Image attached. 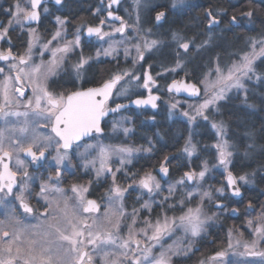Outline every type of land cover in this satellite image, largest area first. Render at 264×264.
Listing matches in <instances>:
<instances>
[{"label":"snow or ice","instance_id":"obj_1","mask_svg":"<svg viewBox=\"0 0 264 264\" xmlns=\"http://www.w3.org/2000/svg\"><path fill=\"white\" fill-rule=\"evenodd\" d=\"M119 0H109L108 8L117 4ZM139 4V0H136ZM182 0H173V6ZM56 4H60L61 0H55ZM42 0H30V8L22 7L20 0H16L15 4L6 9L8 13L7 25L0 26V40H3L13 25H20L30 22H38L40 14L38 8L41 6ZM45 12L48 10L45 8ZM164 12H158L156 20L160 21L164 17ZM219 12L213 13L208 11L205 13L207 18V29L209 32L220 23L218 16ZM248 17L252 16L251 12L244 13ZM108 18L111 20H119L120 26L112 29L111 32L102 30L106 19H101L98 26L87 27V36H95L99 40H104L106 37L111 40L115 33L121 35L125 32V22L119 16L113 15L111 10L108 11ZM58 25L62 26L66 23L60 17L56 18ZM236 22V17H232V23ZM83 26L78 27L72 41H67L62 46L51 48L53 42H57L62 38V31L58 30L53 34L50 40L42 46L41 56L44 51H51L52 58L47 63L33 62V47L34 41L39 37L35 35V29H30V39L25 54L13 55L11 48L7 52L0 51V61L7 63V73L4 66H0V75L3 80H0V95L3 101L0 103V119L4 121V127H0V201L5 196L15 194L16 200L19 201V207L24 213H33L34 209L26 202L25 193L28 191L29 176L27 167L28 164L39 165L41 161L48 159V153L54 148L55 155L52 159L55 161L56 169L55 176L49 175L47 181L40 186L38 197L43 198L48 207L44 213H41L45 219L51 218V223L40 232L29 233L27 229L17 228L12 224L14 217H9V222L0 221V264H96V259L99 258L101 264H171V255L179 254L180 251L187 253L191 249H179L173 252V245L164 247L166 238H171L177 231H182L185 236L197 237L204 230L207 221L211 220L212 216L204 214V200L212 199V193L204 191L200 194V202L195 208L188 207L185 210V204L190 202L197 193L187 191L182 194L180 199L175 203L169 204V200L173 199L181 186L187 187L189 182H197L203 180L207 171V162H204L203 169L200 172H185L184 175L177 181L168 186V194L163 197L160 202L162 208L161 215L157 216L155 221L145 218L143 227L137 228L140 219L141 210L151 212L153 201L150 199L145 201L139 209L133 208L131 213L124 209V197L128 188L138 186L149 197L154 194H159L162 185L151 172L144 173L138 180L135 174L128 177L132 180V184L128 188H124L117 183V173L123 166L130 162V157L136 151H150L151 149H134L123 145L103 144L100 138L104 134L101 126L102 121L110 114L120 113L121 110H126L130 105L136 107L151 105L153 109L157 107V96L149 94L146 99L130 100L129 104H115V107H109L110 99L115 95L117 97L127 96L128 89H118L125 78L129 81L140 80L139 76H135L128 70H122L113 74L98 88H89L86 91H75L70 94H57L49 91L47 87L48 79L55 73L63 62L67 59V55L74 51L75 48L81 47V31ZM173 39L177 40L178 48L185 52L189 50L191 41L181 42L182 37L173 34ZM211 36L204 44L209 43ZM124 41H112L107 48L97 49L96 57L101 55L105 57L116 58L118 55L117 44H123ZM156 40H145L143 47L137 43L134 45L139 59H144V52L151 50L157 45ZM250 46L252 52L244 53L240 56L239 61L234 62L227 68L225 73L219 65L216 68L217 80L215 82L205 83V96L203 103L195 106V115H190L189 112H184L183 115L192 121L196 116H202L204 120H209L206 110L214 107L219 100L225 98V93L232 88L241 89L244 87L243 80L250 78V73L254 72L252 67L253 61L256 58V48L260 47L259 55L264 56V35L259 39L253 38ZM130 51L127 47L124 49V55L127 58ZM179 55V52H177ZM92 57L84 58L81 56L79 61L73 65V69L80 76L81 70L91 60ZM135 63V60H134ZM181 67V62L177 60L176 66L166 71H176ZM15 73V76L12 75ZM157 75H160L159 73ZM260 77L257 76V79ZM13 81L16 85L27 82L26 86L32 88L33 96L23 105L25 111H12L11 106L18 99L12 94ZM155 86L153 77L146 71L143 76V84L140 87L147 89L151 93V88ZM116 90V91H114ZM168 91L179 93L187 92L190 96H199V89L186 82L172 81L168 85ZM16 92L20 96L25 93L22 88L17 87ZM178 103V102H177ZM177 103L171 105L173 109L177 107ZM194 106L190 105V108ZM16 117V121L10 118ZM23 117L21 120L20 118ZM127 117H122L121 120H114L112 130L115 132L121 125L122 121L127 120ZM39 124L42 128H50L48 134H36L34 125ZM11 125V126H9ZM212 128L216 130L217 143L213 145L217 149L218 165L224 166L227 172V185L232 189L235 196H240V188L236 185L238 181L248 183L247 174L240 177H234L231 171H228V164L233 155L230 148L232 147L228 140L225 139V128L223 122L212 123ZM129 128H123L125 135L129 133ZM85 138H95L96 143L83 144ZM83 146L84 151L78 153L83 159L82 167L87 170H94L96 177L110 174L112 183L106 192V204L103 214H101V204L95 200L86 199L84 193L88 192V187L81 185H72L71 192L75 194L76 203L70 205L68 199H64L63 208L60 207V202L56 201V208L53 209L52 202L48 200V194L51 192L64 194V189L58 185L63 171L66 168L61 166L68 159L69 150L74 147L79 149ZM195 146L191 145V140L186 143L184 152L189 157L192 156ZM95 153L92 159L88 156ZM23 154V158L21 157ZM120 158V167L113 171L110 166L113 157ZM30 157V160L27 158ZM165 161L168 157L164 158ZM13 160L15 161V170H13ZM27 160V163H26ZM99 163V167H97ZM50 167L52 165H49ZM159 172L162 178L168 175V168L164 163L161 164ZM23 178L22 183H18L17 176ZM91 183V182H90ZM19 188V192L14 190ZM223 195V188L216 189ZM139 199V197H138ZM168 204V209H175L179 204L181 214L179 216H168V209L163 206ZM221 207V205H217ZM252 205L249 204V208ZM15 211V209H14ZM235 211V210H234ZM91 217V222H89ZM131 217V222L127 224V234L122 235V225L125 220ZM16 224L19 221L15 222ZM254 233L260 239H264V206L257 217ZM254 222L248 221L249 227H252ZM11 228L12 230H9ZM228 248L216 252L207 261H201V264H232L230 260H226L229 255V250L234 248L231 242V230L229 231ZM237 245L241 242L237 241ZM258 241L253 240L251 244L244 242L243 253L233 255H248L259 256L264 258V252L254 251ZM159 247L161 250L158 254L155 249ZM261 264H264L262 260Z\"/></svg>","mask_w":264,"mask_h":264},{"label":"flooded vegetation","instance_id":"obj_2","mask_svg":"<svg viewBox=\"0 0 264 264\" xmlns=\"http://www.w3.org/2000/svg\"><path fill=\"white\" fill-rule=\"evenodd\" d=\"M245 0H182L173 6V0H140L137 4L138 19L140 24L148 29L151 33L156 32L162 41L161 48L165 45V52L162 53L163 56L171 55L174 56V53L182 52L183 49L178 48L177 40L173 39V34H176L179 37H182L181 42L191 41L189 50L186 55L189 57L188 61L185 64L186 70L189 71L188 77H179L175 76L171 79H162L155 78L154 74L160 67L156 64L159 61V58L149 57L147 60L144 56V59H139V63L135 65L134 68H131L130 60L123 59L120 52L117 55V58H108L98 59L94 58L96 48V40L98 39L95 36L89 37L84 34V31L87 27L98 26L101 19H106L105 25L102 26V30L109 32L112 27L109 25L120 26V21L115 22L108 18V11L111 10L113 13H116L121 19L125 22V31L126 24L131 26L132 18L134 17L133 12L130 9L133 7V4H136V0H119L117 4L112 5L111 9L108 8L109 0H94L93 4L89 8L83 6V0H61L60 4L55 2L45 1L38 8L40 14V19L38 22L26 25L24 24L23 28H18L13 26L8 35L0 40V51L7 52L9 48L13 55L25 54L28 42L30 39L29 33L26 31L27 28L36 27L38 29L41 40L44 42L51 38L53 31L56 28V18L60 17L64 19L66 23H76L77 20L81 19L85 22V26L81 31V47L74 49L67 56H74L72 61L67 59V63L62 64L58 69L55 70V73L51 75L47 82V87L49 91L65 95L70 94L75 91H86L89 88H96L108 80L114 73L117 68L118 71L128 70L132 71L135 76H139L140 80L137 83L136 81H131L129 87L131 88L129 94L124 98L116 99L115 95L109 101V107L115 106L117 103H126L133 99H146L149 94L157 96L156 101L157 107L153 109L151 105L141 106V107H128L126 110H121L120 113L110 114L107 116L104 121H102V128L104 134L100 139L107 138V144H113L116 141L115 138L111 137V119L118 114H126L132 117L131 126L132 134L127 135V139H124V143L130 142L133 145H137L139 149H151L150 151H140L130 162L126 163L122 170L117 173V183L124 187L128 188L129 184H132V180L128 177H131L132 174H135L136 179L138 180L146 172H151L156 179L162 185L163 191L159 194H154L152 197L140 189L138 186H133L128 188V191L125 193L124 197V209L126 212L131 213L133 208L139 209L140 206L148 200H152V210L149 212L144 209L141 210L140 219L137 224V228L143 227V221L145 218H149L153 221L157 216L161 215L162 208L160 202L165 195L168 194L169 184L174 183L179 180L185 172L196 170L194 164V157L191 159L190 164L188 161H184L181 157L180 152L182 151V146L184 145L185 139L189 134L188 128L183 133V144L180 148L176 144L178 142V131L172 130L170 134L171 139L164 138L161 131L158 129L153 130H144L142 128H136V123L141 122H151L153 123L156 118L159 116H166L164 109V103L167 96L174 95L166 90V86L169 82L173 80L185 79L186 81H192L198 84V81L195 82L193 77L197 74L198 80L201 74L211 66V64L216 61L217 63H224L227 60H232L236 56V53L240 51L238 40L241 39L244 25H243V2ZM16 0H2L0 3V26L7 25L8 23V13L5 11L10 8ZM30 8V5H29ZM48 11L45 12L44 9ZM82 9H84L82 11ZM212 11L214 14L219 12L220 15L218 19L220 23L217 27L213 28L211 32L207 29V18L205 13ZM158 12H164V17L160 21L156 20V15ZM236 17V22L232 23V17ZM77 28V27H73ZM120 34V33H119ZM209 43L204 44L205 40L209 39ZM233 42L226 44L227 39H232ZM174 44V47L172 46ZM169 43V44H167ZM98 47V46H97ZM160 48V49H161ZM226 50L228 54L222 55L220 58V51ZM42 48L33 49V62L40 63L41 58L45 59L43 62L47 63L51 60V51H44L43 56H41ZM160 51V50H159ZM159 51L156 54H159ZM212 51L214 52L213 57H211ZM81 55L84 58L92 57L84 68L81 70L80 76L77 77L76 72L73 69L75 62L79 61ZM231 55V56H230ZM224 59V60H223ZM121 61L123 64H116L117 61ZM105 66L106 71L99 75V66ZM0 66H4L7 73V63L5 61H0ZM148 72L155 81V86L151 88V93L147 89L140 87L143 84V76L145 72ZM15 76V73H12ZM192 77V79L190 78ZM0 80H3V76L0 75ZM129 78L126 77L125 83ZM27 82H23L20 85H16L13 81L12 94L16 97L19 103L14 100L11 110L12 111H25L23 105L28 101L30 97L33 96L32 88L26 86ZM199 85V84H198ZM119 86V85H118ZM200 86V85H199ZM20 87L24 91V95L20 96L19 92H16V88ZM116 91V90H114ZM175 97H179L174 95ZM186 99L183 97H179ZM189 100V99H186ZM3 98L0 95V103H2ZM12 121H16V117L10 118ZM21 120L23 117L20 118ZM226 126L227 124L224 118L219 117ZM3 119H0V127H4ZM11 126V125H9ZM35 127V125H34ZM39 128H42L39 126ZM44 133L48 134L50 128H42ZM165 142V151H161L162 143ZM193 140V134H192ZM95 138H85L83 144L96 143ZM174 143V144H172ZM163 149V150H164ZM84 151L83 146L79 149L73 148L69 150L68 159L64 161L62 168H66L63 171L59 187L64 189V194L51 192L48 194V200L52 202L53 209L56 208V201L60 202V207L63 208L64 199H68L70 205L76 203L75 194L71 192L72 185H81L88 187V192L84 193L86 199L95 200L97 203L101 204V214H103L104 207L106 204V192L112 183V177L108 174L101 176L100 178L96 177L94 170L91 168L85 170L83 165V159L78 155ZM164 154V155H163ZM48 159L41 161L39 165L28 164L27 170L31 179L28 180V191L25 193L26 202L30 207L34 209L33 213H24L23 210L19 207V201L16 200L15 194L12 196H5L2 201H0V221L5 223L9 222V217L12 216L15 219L12 221V224L17 228L27 229L29 233L40 232L47 227V224L51 223V218L45 219L41 213L45 212V209L48 207L47 202L38 197L40 192V186L42 183L47 181L49 175L55 176V161L52 157L55 155V149L53 148L48 154ZM95 156V153H92L88 156V159H92ZM23 158V154H21ZM165 157H168V160L165 161ZM30 160V157L27 158ZM26 160V163H27ZM164 163L168 168V175L162 178V175L159 172L161 164ZM232 163V162H231ZM230 163V166H231ZM49 165H52L51 167ZM13 170H15V161L12 163ZM110 166L114 168L120 167L119 160H114V157L111 160ZM229 166L228 171L235 176L234 172ZM99 167V163H97ZM125 173L128 174V177L125 176ZM222 174L215 176L214 183H222L224 187V194L213 199V201L208 202L207 204V214L213 218L210 220V224L207 227L206 233H203L196 240H184L181 241L182 236L177 231L171 238H166L164 242V247L167 248L169 245H173V252H177L179 249H191L190 251L185 252L180 251L179 254L171 255V264H201V261H207L209 257H212L218 251L226 249V230H227V215L234 216L237 214L236 207H227V196L229 195L227 185L225 182L226 177ZM218 180V181H217ZM18 183L23 182L21 176H17ZM91 182V183H90ZM193 182L188 183V186ZM238 186L240 187L239 183ZM241 189V187H240ZM15 193L19 192V188L14 190ZM228 192V193H227ZM139 197V199H138ZM231 197V196H230ZM233 198V197H232ZM180 199L179 190L177 191L175 197L169 200V204L175 203ZM222 205V207H215V205ZM164 209H168V204L163 206ZM15 209V211H14ZM235 210V211H234ZM252 211V209H251ZM260 211L257 213V216L260 215ZM181 214V209L179 204H177L175 209H168V216H179ZM19 221L18 224L15 222ZM89 222H91V217H89ZM131 222V217L128 220H125L122 225V235L128 231L127 224ZM231 227H235L232 223ZM243 229V228H242ZM9 230H12L9 228ZM161 249L157 247L155 253L158 254ZM239 256L226 257V260H230L232 264H252L251 262L244 261L242 258L237 259ZM250 257L256 258L259 256H248L245 255L244 258L249 259ZM96 264H101L99 258L96 259Z\"/></svg>","mask_w":264,"mask_h":264},{"label":"rangeland","instance_id":"obj_3","mask_svg":"<svg viewBox=\"0 0 264 264\" xmlns=\"http://www.w3.org/2000/svg\"><path fill=\"white\" fill-rule=\"evenodd\" d=\"M1 2H2V0H0V3ZM20 3H21L22 7H25V6L29 7L30 0H20ZM14 4H15V2L13 3V5ZM137 10H138L137 3L133 4V7L130 9V11L133 12L134 17L132 18L131 26L126 24V31L124 32L123 35H121L119 33H115L112 36L111 40H109L107 37L104 40H99V39L96 40V43H97L96 44V48L97 49H101V50L103 48H107L109 43H111L112 41L123 40L124 41L123 44H117L118 54L120 52L119 55H121V57L124 60L125 59L130 60V63L133 64V65H131V68H134L135 65L137 63H139V57L137 56V53H136V50H135V47H134L135 44L139 43L143 47L145 40H147L149 42L152 41V40H156L158 42L157 45L155 47H153L151 50H148V51L144 52V56H145V58L147 60L149 59V57L156 58L158 56V54H156V53L160 50V48L162 46V41L160 40V38L156 34V32H152L151 33L148 29H146L144 26H142L140 24V21L138 19ZM62 20H64V19H62ZM70 23H65L62 26V28H61L60 25L57 24V22L55 23L56 24V28L53 31L51 37L53 36V34L59 28L62 31V38L59 41H57V42H53V44L50 46L51 48H55L57 46H62L67 41H72L74 39V36H75L77 28L81 27V26H83V27L85 26V22L83 20H81V19L77 20L76 23H72V24H70ZM13 26H17L19 29L24 27V26L21 27L20 25H15V24ZM73 27H77V28H73ZM109 27H112L110 29V31H109V32H111L113 28L119 27V26L109 25ZM30 29H35L36 30L35 31V35L39 37L38 40L34 41L33 49L42 48V46L45 43H47L48 40H46L44 42L41 40L39 31H38V29H36V27L27 28L26 31L29 33ZM253 38H255V37H253ZM259 38H261V37H256L255 39H259ZM252 39H249L245 43L246 45L244 46V48L236 53V56H235L234 59L232 58V60L231 59L227 60L224 63H217L216 61H214L211 64V66L208 67L203 72V74H201V76L199 77V80H198V84L200 85V88H201V95H200V97L198 99H196V100H186V99H182V98H179V97H175L174 95L167 96V98L165 99V103H164L165 107H164V109H165V113L167 114L168 119L169 120L179 119L180 121H182L186 125V127L189 130V134H188L187 138L185 139L184 145L182 146V151L180 152L181 157H182V159L184 161H188V164H190L191 159L193 157L195 158L197 156V154H198V148H197V145L195 144L194 140H192V134H193V139H194V136L197 133V126L199 125V123L204 122L210 128V131H211V133L213 134V137H214V140L212 141V143H210V147L212 148L211 157L210 158L206 157L205 159L200 160L199 163H198L199 168L193 171V172H197V173L200 172L203 169L204 162L206 161L207 162L208 171H207L204 179L200 180V181H197V182H193L189 186L187 184V187L181 186V188L179 189V196L180 197H181L182 194H186L187 191H193L194 193H197L190 202H187L185 204V206H184L185 210L188 207L195 208L197 206V204L200 202V194H202L204 191H209V192L212 193V199L208 200L207 198H205L203 210H204V214L206 216H210V215L207 214V211H206L208 202L213 201V199H216L217 197L221 196V194L219 192H217L216 189L223 188V190H224V187H223L222 183H214L215 182L214 181L215 180L214 179L215 176H219V174L221 172H222V174L225 175V169H224V166L218 165L217 149L215 147H213V145H215L217 143L218 137H217V134H216V130L212 128V123L213 122H216V123L223 122L218 117V111H219V106H220L221 102H223L224 100H226L227 98H229L231 96H234L236 93H244L247 90L246 87L248 86L249 82L257 81V76H259V72L256 70V66L255 65L260 59H264V56L259 55L260 47L257 46V48H256L257 55H256V58L253 61V65H252V67L254 69V72L249 74L250 78H245L243 80L244 87L241 88V89L232 88L231 90L227 91L225 93V98L224 99L219 100L214 107H210L208 110H206V114L209 116V120L206 121V120L203 119L202 116H196V118L194 120L189 121L188 117L184 116L183 113L184 112H189L190 115H195V106H198L199 104L203 103L204 99L206 98V96H205V83H202V81L207 80V82H209V83L215 82L217 80L216 68H217L218 65L226 73L227 68L230 67L234 62L239 61L241 55H243L244 53L252 52V48L250 46V43H251ZM172 46L174 47V44ZM125 47H127L129 49V51H130V54H129V56L127 58L124 55ZM78 48H80V47H78ZM75 49H77V48H75ZM174 49H175V47H174ZM96 52H97V50H96ZM96 52H95L94 58H97L96 57ZM174 54H175L174 56H171V55L168 56L171 59V63L164 64V65H157L160 68L155 73H153L155 78H159V80L162 79L163 81H165L166 79H171V78H174L175 76H178V75H179V77H184V78H185V76L188 77L189 71L186 70L185 64L188 61L189 57L186 55L185 51H182V52L179 51V55H177V53H174ZM81 56H83V55H81ZM51 58H52V56H51ZM68 58H69L70 61H72L74 56H69V57L67 56V59ZM108 58H112V57L109 56ZM67 59L63 62V64L67 63V61H68ZM98 59H105V56L101 55ZM41 60L44 61L45 59L41 58ZM134 60H135V63H134ZM177 60H179L181 62V67L177 68L176 71H174V72L173 71H166V69L174 68L176 66ZM75 63H77V61ZM121 64H123V63L121 62ZM129 72L133 73V70L132 71L130 70ZM158 73L160 75H157ZM129 83H130V81L127 80L125 83L120 84L118 86V89L119 90H123L124 88H127L128 89V94H129V92L131 90V88L129 87V85H130ZM124 97H126V96H120V97L115 96L116 99L124 98ZM174 103H177V107L175 109H173L171 107V105L174 104ZM190 105H192L194 107L190 108ZM122 117H127L128 119L125 120V121H122V123L118 127L117 131L114 132L113 130H111V137L113 136L115 138V140H116L114 142V145H123V146H127V147H132L134 149H139L137 145H133L131 142H130V144L128 142L124 143V141H123L124 139H127V135L130 134L132 132V130H133L132 126H131L132 117H130L129 115H126L124 113L118 114V115L114 116L111 119V127H112V123H113L114 120L119 121V120H121ZM123 128H129L130 129V131H129V133L127 135H125V133L123 132ZM224 128H225V137L224 138L228 140L227 129H226L225 124H224ZM35 129H36V134H43L44 133L43 129L38 127V124L35 125ZM106 139L107 138L104 137V139H100L99 142H101L103 144H107L108 142L104 141ZM189 139L191 140V145L195 146V150H194V152H193L191 157H189L187 155V153L184 152L185 145L189 141ZM228 142L232 146L230 148V150L233 153V155L230 158V162H229V164L227 166L228 169H229L230 163L232 162L234 154H235V150H234V147H233L232 143H230L229 140H228ZM139 152L140 151L133 152L129 159L132 160ZM114 160L115 161L119 160V162H120V158L119 157H115L114 156ZM115 169L116 168H114L113 171H115ZM105 175H108V174L106 173ZM236 177L238 178L240 176H236ZM248 181H249L248 183H244L243 181H238V183H239L240 186H242V185H250L252 182H251L249 177H248ZM224 192H223V194H224ZM247 210L250 212V208L249 207L247 208ZM237 212H238V210H237ZM257 217L258 216L256 214L255 217L251 216V217H249V218H247L245 220V223H244V227L246 229L245 231H243L239 227L235 228L233 226L232 227L231 226H227V230H226V236H227L226 249L228 248V243H229V239H230V237H229V231L230 230H231V242H232V244L234 246V248L232 250H229V255H228L229 257L239 256L237 258L238 260H239V258H242L244 261L251 262L252 264H261L262 260H264V258H262V257H256V258L250 257L249 259H247V258H244L245 255H233L232 254L233 251H235L236 253H243L245 251V249L243 247L244 242H247V243L251 244V242L253 240H257L258 241L254 251L264 252V239L258 238V236L254 233V229H255V226H256L255 222L257 220ZM249 220H252L254 222L252 227H249V225H248V221ZM209 224H210V220L206 222V224L204 226V230L201 232V234L199 236H197V237H194V238L191 237L190 235L185 236L182 231H178L180 233V235L182 236L181 241L198 239L203 233H206V230H207V227L209 226ZM125 234H127V232ZM237 241H240L241 243L239 245H237V243H236Z\"/></svg>","mask_w":264,"mask_h":264},{"label":"trees","instance_id":"obj_4","mask_svg":"<svg viewBox=\"0 0 264 264\" xmlns=\"http://www.w3.org/2000/svg\"><path fill=\"white\" fill-rule=\"evenodd\" d=\"M93 2L94 0H83V6L89 8ZM242 10L243 14L251 12L252 16L243 15L245 29L241 39L238 40L240 50L244 48L249 39L264 35V0H245ZM232 40L233 38L227 39L226 44L229 46L233 42ZM164 47L165 45L160 49L157 56L159 61L156 64L158 65L171 63V59L168 57L169 54L162 55L167 50H164ZM219 54L221 58L222 55L228 54V52L222 49ZM213 55L214 52L212 51L211 57ZM116 64H121V61L118 60ZM255 66L260 78L255 82H249L244 93H236L221 102L218 111V117H222L226 121L228 140L235 150L230 168L235 176L247 174L252 182L251 186H240L242 190L240 199L227 196V207L238 209L236 215H227V226L233 223L235 228H243V231L246 230L244 227L245 220L251 216L255 217L259 211H262V206H264V59H260ZM105 67L106 65L102 66V64L99 66V75L106 71ZM117 72L120 71L116 68L114 73ZM197 74L193 77L195 82L198 81ZM190 78L192 79V77ZM136 128L148 131L158 129L164 138L167 136L169 139H171L172 130H177L179 134L176 143L178 148L183 144L182 134H185L187 129L186 125L179 119L169 120L164 115L156 118L153 123L147 121L136 123ZM193 140L198 148V154L194 158L195 167L198 169L200 160L211 157L212 148L210 143H212L214 137L210 128L204 122H201L197 126V133ZM165 142V140L158 142L162 143L160 148L162 152L165 151ZM249 204L252 205L250 212L247 210Z\"/></svg>","mask_w":264,"mask_h":264},{"label":"water","instance_id":"obj_5","mask_svg":"<svg viewBox=\"0 0 264 264\" xmlns=\"http://www.w3.org/2000/svg\"><path fill=\"white\" fill-rule=\"evenodd\" d=\"M45 1L55 2V0H42V3L45 2ZM113 15L118 16L116 13H113ZM109 19H110V18H109ZM110 20H111V19H110ZM112 21L119 22V20H112ZM33 23H36V22L34 21V22L26 23V25L33 24ZM84 34L87 35V28L85 29ZM175 81H177V82H186V83H188V84H193V85H195V86L199 89L200 94H199V96H190V95H189L187 92H185V91H181V92H179V93H177V92H175V91L171 92V93H173L174 95L179 96V97H183V98H186V99H189V100H196V99H198V98L200 97V95H201V88H200V86H199L198 84H196V83H194V82H192V81H186L185 79H180V80H177V79H176ZM171 83H172V81L169 82L168 85L171 84ZM101 85H102V84H101ZM101 85H100V86H101ZM168 85L166 86V90H167V91H168ZM100 86H98V87H100ZM98 87H96V88H98ZM168 92H169V91H168ZM133 100H135V99H133ZM129 102H130V101H129ZM129 102H126V103H119V104H129ZM113 107H115V106H113ZM129 107H136V106H135V105H130ZM233 176H234V175H233ZM225 182H226V185H227V174H226V177H225ZM189 183H190V182H189ZM236 186L239 187L238 184H237ZM239 188H240V187H239ZM227 189H228L229 195H230L231 197H233L234 199H240V198L242 197V190H241V189H240V191H241V195H240V196H235V195H233V193H232V189L229 188L228 185H227ZM215 207H217V204L215 205ZM221 207H222V205H221Z\"/></svg>","mask_w":264,"mask_h":264}]
</instances>
